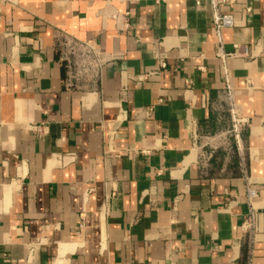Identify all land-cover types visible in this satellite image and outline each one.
Returning <instances> with one entry per match:
<instances>
[{
  "label": "crops",
  "instance_id": "crops-1",
  "mask_svg": "<svg viewBox=\"0 0 264 264\" xmlns=\"http://www.w3.org/2000/svg\"><path fill=\"white\" fill-rule=\"evenodd\" d=\"M224 11L0 0V264H264V0ZM58 38L106 65L68 89Z\"/></svg>",
  "mask_w": 264,
  "mask_h": 264
},
{
  "label": "built area",
  "instance_id": "built-area-1",
  "mask_svg": "<svg viewBox=\"0 0 264 264\" xmlns=\"http://www.w3.org/2000/svg\"><path fill=\"white\" fill-rule=\"evenodd\" d=\"M235 1L210 0L213 9V25L217 31H221L224 28L240 26V21L232 12L224 11L225 6H231ZM252 10L251 6H246L244 13L249 16L252 14ZM56 49L60 55V61L66 69L65 85L68 89L79 88L80 84L89 81L92 76L101 71L108 61L107 54L97 44L90 41L58 38L56 41ZM220 54L221 56H225L222 53ZM161 65L164 67L165 62L162 61ZM126 90L127 88L125 86L121 89L123 100L125 99ZM231 117L232 125L230 129L221 135H224L225 138L227 137L223 142V149L230 154L233 152L234 146H236L240 159L243 162L242 133L247 121L241 117L235 103L232 104ZM216 149L213 147L210 153L204 155L205 160H210ZM246 191L249 202L252 204V201L257 197V192L251 185H248Z\"/></svg>",
  "mask_w": 264,
  "mask_h": 264
}]
</instances>
